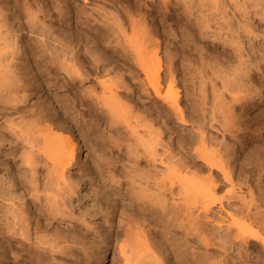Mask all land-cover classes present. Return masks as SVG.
Here are the masks:
<instances>
[{
  "label": "rangeland",
  "instance_id": "1",
  "mask_svg": "<svg viewBox=\"0 0 264 264\" xmlns=\"http://www.w3.org/2000/svg\"><path fill=\"white\" fill-rule=\"evenodd\" d=\"M2 1L0 0L1 7ZM4 1H7L5 6L10 7L9 10H4L3 14L8 23L10 22L12 35L9 38V42L11 41L9 47L6 46L8 43L1 42L10 36L8 33L0 39V44L5 46V50H0L5 52V55L0 52L4 57L0 56L6 58L4 61L10 64L8 69L2 65L0 67V264H34L30 257V250L36 246L33 227L27 234H20L18 224L13 225L18 222L25 210L34 221H38L39 230H56L82 243L80 249L75 248L74 256L54 254L56 257L54 262L122 264L116 239L120 240L128 228L140 226L144 232L148 225L146 220L140 223L144 220H141L142 213L129 200L127 194L129 188L126 184H129V176L124 172V166L129 167L132 164L133 156L136 155L140 167L154 170L156 168L152 165V157L143 152L155 146L157 154L154 155V165L157 168L160 167V154L165 151L173 155L174 159L182 157V154L184 157L186 154L199 166L200 175H207L206 167L201 161L190 155L189 145L187 148H185L187 144L182 147L186 139H196L187 116L191 111L193 125L203 116L204 129L207 132L205 138L209 140L211 147L215 145L224 149L237 146L231 140L230 134L223 131L216 122H208L210 112L201 109L204 105L199 97L200 86L206 92L205 100L213 94L220 93L216 97L220 99L221 96L224 104L221 106L217 103L216 108L221 106L224 111L227 102L234 103L233 117L236 121H242L244 140L242 139L241 144L246 151V157L241 165V173L237 175L246 173L247 183L239 184L240 187L235 185L233 190L235 198L227 200L237 205L240 199L236 196L240 197L239 194L242 193L244 196L248 195L245 200H249V193H246L248 185L247 189H251V195L254 197L250 206L251 211H255L253 209L255 204H258V210L264 209V0L235 2L219 0L220 4L218 0ZM2 31L3 28H0V36L5 34ZM99 31L104 33L98 41L96 33ZM13 35L16 36L13 41H18L16 44L11 40ZM128 42L129 44L132 42L131 45L137 52L142 51L143 57L146 59L148 57L149 61L153 60L156 50L160 59L157 65L162 72L164 69L166 71L167 60L170 58L168 61L169 65H172L170 68H175L176 71L172 69L174 85L168 91L171 94L177 91L179 94L178 104L182 112L179 117L163 104L167 107V110H164L161 98L155 96L150 88L146 92L140 87L143 73L131 58L134 49L131 51L127 47ZM154 45L156 49L153 48ZM23 48L25 52L30 51L31 54L28 56L25 53L23 56ZM70 55L75 57H73L75 67L83 66L80 71L78 68L73 71L75 68H71V65L68 68L69 63L65 64L63 59H68ZM150 65L154 68L156 64ZM12 79H16L17 82H13ZM119 80L128 83L115 89L120 98H123L120 99L121 103L129 101L131 105L129 102L121 105L113 103L115 107L120 106L118 110L121 112V115H118L119 113L114 115L116 122L113 126L116 129L113 133L117 142L114 144L107 143L108 139L105 137V130L108 128L107 107L102 108L100 104H97L99 106L97 107L96 100L93 99L96 95H101L104 89L102 86H113ZM63 81H66V85H63ZM49 82H55L60 89L50 86ZM162 86L164 94L167 88ZM214 87L217 89L216 92H213ZM225 89H228L229 93ZM63 91L68 93L70 99H74V104L77 105L75 110L83 111L87 123L95 124L90 127V131L92 133L94 130V139L96 136L99 137H96L99 140L96 139L99 147H95L94 150L93 146H84L82 142L76 140L75 126L78 123L76 117L68 113L62 116L60 110L52 106L48 114L50 118L46 121L47 125H51L54 137L58 139L65 135L75 137V161L80 159L84 165L89 164L92 170L85 169L86 165L81 168L73 165L67 167L71 179L68 180V185L64 186V196L67 198L66 211L50 214L38 207L34 200H30L27 187L30 172L26 162L27 157L32 158L37 163L38 173H44L46 170L44 161L49 163L48 159L43 156L42 150L36 153L35 147L31 153L29 144L23 138L27 133V135L31 133L29 137L32 140L34 137L38 138L41 132L35 133L37 125L36 130L31 129L35 126L32 125L35 123L32 113L40 106L42 99ZM170 93L168 92L169 95ZM242 94L246 97H242ZM231 96L237 100H231ZM132 110L134 118H142L135 129L141 132L139 135L145 132L142 141L134 138L136 133L127 125L128 122H135L129 114ZM16 129H20V133ZM159 129L160 132L162 130L158 138L160 144L155 138ZM39 139L40 136L38 141ZM128 144L132 145L128 147ZM108 145L111 149H108ZM47 152L50 153L51 150ZM100 155L101 159L98 157ZM108 162L114 163L117 167L116 177L112 181L105 179V174L96 165L98 163L102 166ZM235 172L240 171L235 167L233 173ZM213 174L218 180L216 193L220 196L226 183L220 180L218 172L214 171ZM116 181L118 183H115ZM99 184L114 191L115 201L106 204L99 199L94 193L95 187ZM226 209L229 210L230 207ZM138 229L136 230L139 232ZM136 230L134 232H137ZM259 244L255 242L256 248L261 247ZM102 247L105 248L101 249ZM104 249L105 258L99 262L101 251ZM239 262V259H235V264Z\"/></svg>",
  "mask_w": 264,
  "mask_h": 264
},
{
  "label": "bare ground",
  "instance_id": "2",
  "mask_svg": "<svg viewBox=\"0 0 264 264\" xmlns=\"http://www.w3.org/2000/svg\"><path fill=\"white\" fill-rule=\"evenodd\" d=\"M211 1L212 0H210V2ZM232 1L235 2V0ZM6 2L3 0L1 3L3 7L0 6V28H3L2 32H5V34L3 33V35L0 36V39H3L4 35L8 33L10 36L4 38V40L1 42H3L4 44L8 43L6 46L9 47L8 45H10L9 43H11V41L9 42V38L12 34H10V22L8 23L5 15L3 14L4 10H9L10 8L5 6ZM163 29L166 30V28ZM102 33L104 32L99 31L98 33H96L98 41L102 36ZM14 36L15 35H13V38L11 39L12 41L16 38V36L15 38ZM128 41L130 42L131 40ZM16 42L18 43L17 40L14 43L16 44ZM129 42L127 43V47H129L131 51H133L134 49V55H132L133 57L131 58L132 60H135L136 65L143 73V79L139 84L140 87H142L143 90H146V92L148 88H150L155 96L161 98L160 100H162V106L164 104L168 107V109H171L174 112V115L178 114L177 116L179 117V114L181 115L182 113L178 104L179 94L177 91H174L173 94L168 91L174 85L172 84L174 81V73L172 72L173 68H170L172 67V65H169L168 62L170 58H168L167 60L166 71H164V69L162 72L160 71V67L158 66L160 59L158 58V53L156 52V50L153 54V60L151 59V61H149L148 57L147 59L146 57H143V54L141 53L142 51L137 52L133 45H131L132 42L130 44ZM155 44L157 45V43ZM156 45H154L153 48H155ZM0 46L1 51H3V49L5 50V46L1 44ZM15 46V48H17V45ZM123 49L125 50L126 48L123 47ZM1 53L4 54L5 52ZM25 53H27L26 55L28 56L31 54L30 51L29 53L28 51L25 52V49L23 48V56L25 55ZM3 57L1 58L3 59ZM73 57H71L70 55L69 58L67 57L68 59H63L66 62L64 63H69L67 64L68 68L70 67V65L71 68H75L72 69L73 71L77 70V68L80 71V68H82L83 66H81L80 68L75 67V57ZM1 58L0 67L2 65L3 68L5 67L6 69H8L10 67V64L4 61L6 60V58L3 59L5 63L2 61V63H4L2 64ZM171 62L172 61H170V64ZM173 62H175V60ZM64 63H62V65L65 66ZM153 63L156 64L154 68L150 65H153ZM174 69L173 71L175 72L176 70ZM79 73L86 74V72ZM121 80L113 84V86H102V89L104 88L103 91L101 89L103 94L101 93V95H96L95 99H93L96 100V106L97 104H100V106H103L102 108H104V106L107 107V110L106 108L104 110L98 108L99 110L107 111L106 113L108 115V128L107 130H105V137H107L106 139H108L107 143L113 142L114 144H117L116 137L113 133L116 128L113 125L116 122V116L114 117V115L115 113L116 115L117 113H119L120 110L118 109L120 106L115 107L113 103L121 105L122 103L126 102L124 101L121 103L120 99L123 100V98H120V96L118 95L119 93L115 90L118 89L119 86L125 85V83H127H124V80ZM230 80L233 81V78ZM12 81L17 82L16 79H12ZM202 83L203 82L201 81L200 85H202ZM223 84H225V82H223ZM49 85L57 87L55 82H49ZM63 85H66V81H63ZM162 85H164V87L166 86L167 88V93L165 91L166 94H162V91H164L162 90ZM225 86L226 85H221V87ZM105 88L106 93L104 92ZM57 89L60 88L57 87ZM216 90L217 89H215L214 87L213 92H216ZM225 90L226 92H228V89ZM199 91L200 100L202 102V105H204V107L201 109L210 112L208 122H216L223 131H226L230 134L231 140L237 146L236 148L225 147L224 149H220V147L213 145L212 148L209 140L207 139V142L205 138L207 136V132L204 129L205 127L203 124V116L197 119L196 124L193 125L194 121L190 116L192 113L191 111L188 112L187 116H189L188 121L192 124L190 128H192L194 132L190 128L189 129L190 131H192V133H194V135H196L194 136V138L196 139H186V143L183 144L182 147L184 145L186 146L187 144L186 147L184 146L185 148H187L189 145L190 148H188V151L190 155L193 156L194 159H199L201 161V163L206 167L207 175L205 174L201 176V169L199 168V166L195 165L194 163L196 162L191 161V159L188 158L186 154V157H183L182 154V157L178 156V158L174 159L173 155L168 152L166 153L165 151L160 154V167L157 168L154 165V155L157 154L155 146L154 148L152 146L149 151L143 152L152 157V165L156 168L154 170L150 169L149 167H146V169L140 167L137 164L136 155L133 156V160L131 161L132 164L129 165V167L124 166V172L127 174V176H129V184H126L129 188V190H127V194L129 200L135 205L140 213H142L141 220H144H142V222L140 223L142 224L144 223L143 221L146 220V223H148V225H145L147 228H144L146 230L144 232L139 228L140 226H138L137 228H128V230L124 231L125 233L123 232L124 234L122 238H120V240L116 239V242L118 243V253L120 259L122 260V264H230V262L231 264H235V259H239V264H264V209L258 210V204H255L253 207L255 211H251L252 208L250 206L254 201V197H252L251 195V189H247L248 185L246 186V193H249V200L247 199L248 201L245 200L248 195L244 196V193L239 194L241 195L240 197L236 196L237 199H240L238 200L239 202L237 205H235L233 201H228L229 198L232 199L231 197L235 198V196L233 195L235 185L236 187H240L239 184L247 183L246 173L243 174L242 172V175H237L241 173V165L244 163V157H246V151L241 144L243 139L241 128L242 121H236V118L233 117L234 115L232 114V111L235 106L234 103L229 104L227 102V108L224 105L225 107L223 111V109L221 108V106L224 104L222 98L221 96L220 99H217L216 97V95H220V93H217L215 95L213 94L216 98H214L211 94L212 96H210V98H213H211L210 101L209 97V99L205 100L206 92H204V88L202 86H200ZM168 92L170 93V95L168 94ZM247 94L249 95V93ZM243 96L244 95L242 94V97ZM22 97H24V94L22 95ZM207 100H209L210 102L208 103ZM231 100L237 99L232 97ZM130 103L131 102H129V104ZM217 103L221 105L220 108H218L219 106H217L216 108V105H218ZM53 105L58 110H60L62 116H65L68 113L72 114L73 117H76V119L78 120V123L75 126L77 131L76 140L82 142L81 144H83L84 146H93V149L95 150V147H99V142H96V139L99 137L96 136L97 138L95 137L94 139V130H92L91 133L90 127H92V125L95 126V124L90 123V121V124L87 123V119L85 120L86 116L83 115V111L75 110V107L77 105L75 106L74 99H70L68 93L66 94L64 91L63 93L57 92L51 94L42 99L40 101V106L32 113V117H34L35 120V123L33 120L34 124L32 125L35 126L30 127L31 129H35L37 125L38 128L36 127L37 131H35V133L41 132V134L37 133L38 138L40 136V141H38L37 137H34V139L32 140V138L29 137L31 133H29V135H27L28 133L24 134L23 139L29 144L28 148L31 153H33V151L31 150L35 148L36 151H34L36 153H39L40 150H42L43 156L48 159L49 163L44 161L46 170L44 173H38V170L36 168V161L32 158H26V162L30 172V175L27 179V187L30 193L29 197L30 200H34L38 207L44 209L47 213L59 214L65 213L67 207V198L66 196H64V186L68 185V180L71 179L70 170H68L67 167L73 165L74 167L81 168L86 165L85 169H87L88 171H91L92 168L87 163L84 165L80 159H76L75 161V137L68 135V133L67 137L66 135L59 139L56 136L54 137L53 133L51 132V125H47L48 121H46L50 118H48V114ZM207 105L209 106V108H207ZM165 106H163V108L164 110H167V107ZM134 107L136 106L134 105ZM134 109L135 108H133V110ZM133 110L129 113L131 116L134 115L133 113L134 111H136ZM120 113L118 115H121ZM132 118L134 117L132 116ZM134 119V123H130L127 121V125L130 127L131 131L136 133L134 138L142 141L141 139L143 138V135H145V132L139 135V133L141 132L135 130L137 129L136 127L139 125L142 118ZM162 123L164 124L165 121L163 120ZM21 128L22 127H20V129ZM20 129H16V131L20 133V131L22 130ZM160 129L156 131L155 137L158 144H160L158 141L160 139L158 138L160 137V133L162 132V130L160 132ZM131 131L130 133L133 134ZM22 132L23 130L21 131V134H23ZM31 140L33 143L31 142ZM130 145L132 144H128V147H130ZM109 148L111 149V146H109L108 149ZM47 150H51V152L49 153L47 152ZM135 154H137V150L135 151ZM98 157L100 158L102 156L100 155ZM104 164L102 166L99 164L101 167H99L98 163L96 165L99 170L105 174V179H109L110 181H112L116 177L117 167L114 165V163L111 162ZM235 167L240 172L233 173V169ZM214 171L218 172L221 177L220 180L226 183V187L223 188L224 192L220 196H217L216 193L218 188V180L216 179V177H214ZM239 176L242 177L240 178ZM115 183H118V181H116ZM94 193L99 197L100 200L104 201L106 204L110 201H115L116 195L114 191L109 187H102L101 184H99L98 187H95ZM223 199H225V201H223ZM225 207H230V209L228 210ZM231 210L237 215H235V213H233ZM23 213L24 214L20 217L18 222L13 223V225L18 224L17 227L19 228L18 230L20 234H27L29 229L33 227L35 239L34 242L36 246L34 249L30 250V257L34 264H59L54 262L56 260L54 254H66L72 256L74 254V250L80 249L82 247V243L80 244L79 241H76L67 235H63L56 230H39L37 227L39 224L38 221H34L28 211L25 210V212ZM224 217L225 219H223ZM136 229L140 231L138 232ZM134 230H136L138 233L134 232ZM255 242L258 244L260 243L259 245H261V247L256 248L257 245H255ZM103 248L105 247H102L101 249ZM101 252L102 254L99 258V262H101L105 258L104 254L106 252V249Z\"/></svg>",
  "mask_w": 264,
  "mask_h": 264
}]
</instances>
